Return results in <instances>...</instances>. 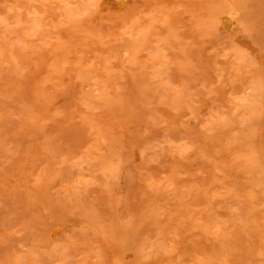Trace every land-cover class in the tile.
<instances>
[{
    "label": "rangeland",
    "instance_id": "374dc122",
    "mask_svg": "<svg viewBox=\"0 0 264 264\" xmlns=\"http://www.w3.org/2000/svg\"><path fill=\"white\" fill-rule=\"evenodd\" d=\"M0 0V264H264V0Z\"/></svg>",
    "mask_w": 264,
    "mask_h": 264
},
{
    "label": "bare ground",
    "instance_id": "6f19581e",
    "mask_svg": "<svg viewBox=\"0 0 264 264\" xmlns=\"http://www.w3.org/2000/svg\"><path fill=\"white\" fill-rule=\"evenodd\" d=\"M132 0H101L102 9H124Z\"/></svg>",
    "mask_w": 264,
    "mask_h": 264
}]
</instances>
